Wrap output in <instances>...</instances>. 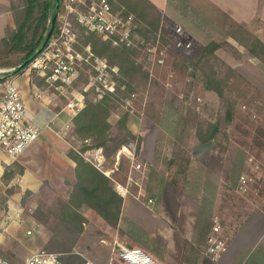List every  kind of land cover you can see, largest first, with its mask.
<instances>
[{
    "label": "rangeland",
    "instance_id": "1",
    "mask_svg": "<svg viewBox=\"0 0 264 264\" xmlns=\"http://www.w3.org/2000/svg\"><path fill=\"white\" fill-rule=\"evenodd\" d=\"M161 1L160 7L156 6L160 10V26L166 31L165 36H170L163 48L168 67L156 65L153 54L147 49L137 53L136 60L149 71V77L145 85L135 84L133 92L136 98L134 107L129 112L121 105L128 94H117V89L122 87L123 78L119 71V75L115 77V95L119 100L111 102L112 112L109 117L111 133L116 135L120 132L118 120L127 113L128 128L140 138L141 145L139 153L135 154V161L143 169L146 164L141 153L148 148L151 150L154 147V159L159 162L165 160L166 164L179 154L187 153V161H182L183 164L175 169V184L191 195L216 199L220 208L215 217L223 228L221 233L230 234L249 209L264 208V164H261L264 163V147L261 139H258L263 136L260 130L262 124L259 122L264 123V59L253 56L230 36V31L236 32L232 25L234 21L264 42V8H260V12L255 14V9L259 8H237L236 0H225L234 8H223L221 0ZM71 22L79 32L77 48L83 51L90 46L80 42L83 27L73 17ZM178 26L182 27V32L192 41L188 50L175 49L173 46L172 34ZM84 30L86 34L89 33L85 28ZM213 41L220 46L215 50L211 64L219 77L225 81L227 79L226 97L245 104L235 108V119L230 123L224 122L220 97L204 88V78L199 77L197 68L195 71L194 67L190 68L196 61L194 54ZM92 75L91 66L85 64L73 87L84 93L85 100L96 102L95 87L85 91ZM39 86L46 88L47 97H55L64 107L66 100L53 88H48L46 83ZM220 119L222 129L218 138L200 143L196 138L198 123L202 120L215 122ZM72 133L73 126L70 124L64 132L70 144L69 150L73 145L80 147L79 143L71 141ZM256 154L260 156L258 162L254 156ZM119 156L127 159L129 166L128 172H122L117 180L125 179L127 182L131 161L123 154ZM14 165V171L5 168L4 177H0V216L15 212L14 221L6 234L5 250L2 252L23 254L30 246L34 250L45 249L50 232L46 226L35 221L33 214L39 205L57 207L61 199L68 198L72 187L55 188L47 179L40 180L33 189L24 187L20 181L24 169L18 164ZM103 166L111 170L105 156ZM141 174V171H136L132 176L137 178ZM241 176L250 179L251 189L247 192H251L248 195L247 192L240 191ZM132 192L135 193L136 190L133 189ZM41 229L42 233L36 231ZM28 231L31 233L28 234ZM46 234L49 237L46 238Z\"/></svg>",
    "mask_w": 264,
    "mask_h": 264
},
{
    "label": "crops",
    "instance_id": "2",
    "mask_svg": "<svg viewBox=\"0 0 264 264\" xmlns=\"http://www.w3.org/2000/svg\"><path fill=\"white\" fill-rule=\"evenodd\" d=\"M20 1L0 0V37L15 28L12 7ZM151 1L158 7L162 4L161 0ZM236 1L237 8H259L255 14L264 8V0ZM221 5L234 8L225 0ZM12 77L17 78L22 89L28 118L42 129L39 138L17 160L0 150V177H4L5 168L14 171V164H18L24 169L20 180L24 187L33 189L40 180L47 179L55 188L71 189L76 181V163L68 156L70 144L64 132L67 126H73V118L55 97H38L42 88L30 71L24 69ZM154 153V147L141 153L146 164L142 174L145 196L139 199L136 192L122 196L116 227L83 209L86 221L80 239L72 253L60 256L59 264H127L114 253L115 242L142 248L162 264H264V212L249 209L230 234L221 233L227 240V250L218 259L210 258L206 248L220 204L212 197L191 195L177 186L167 175L165 160H155ZM111 185L117 192L116 182ZM148 198H153L154 203L147 204ZM34 249L30 246L23 254L7 255L13 262H21Z\"/></svg>",
    "mask_w": 264,
    "mask_h": 264
},
{
    "label": "trees",
    "instance_id": "3",
    "mask_svg": "<svg viewBox=\"0 0 264 264\" xmlns=\"http://www.w3.org/2000/svg\"><path fill=\"white\" fill-rule=\"evenodd\" d=\"M62 3L63 0H21L17 6L13 5L15 28L8 29L6 35L0 37V68L7 70L4 73L5 78L22 72L27 67H23L25 61L37 55L50 28L52 14L55 10L61 13ZM110 3L114 10L119 9L124 15L133 16L135 32L138 35L137 45L133 47L114 46L110 40H104L96 33L86 34L84 28H81L82 33L79 39L84 45L90 44L94 54L106 58L112 66L119 68L123 76L121 86L124 87H119L117 94L126 96L134 93L135 84L145 85L149 77V71L143 68V64L137 62L135 57L137 53L148 50L155 44L159 28L163 31L160 35L159 49L164 48L167 44V37L170 36H165L167 33L160 26V10L151 0H110ZM232 25L235 26L236 32L230 31V36L253 56L264 59V42L240 24L232 21ZM57 26L56 22L54 31ZM219 46L215 41L210 42L199 53L194 54L196 61L194 65L189 66L191 69L194 67L193 71L195 68L198 69L199 77L204 78V88L215 92L220 97L224 122L230 123L235 119V108L245 104L226 97L227 79L225 81L219 77L215 67L211 64V58L214 57V52ZM164 58V64L156 65L167 68V57L164 56ZM31 76L33 80H39V85L45 84L43 78L36 77L34 73H31ZM138 80L143 82H137ZM117 94L107 93L96 102L86 99L84 107L73 117L71 141L79 143L80 147L73 145L68 151V156L76 163V181L71 184L72 189L68 198L61 199L57 207L39 205L33 214L35 221L46 226L50 232V238L45 245L47 251L61 255L73 252L83 232L86 221L84 212L87 210L98 214L112 227L118 224L123 197L115 191L111 182L125 183V179L124 181L117 179L125 170L128 172L129 166V161L122 156L118 157V153L122 146L134 144L137 155L141 144L140 138L126 124L127 113L118 120L120 132L116 135L111 133L112 124L109 121L112 112L111 102L119 100ZM259 124H262L260 130L263 136L258 139L259 141L261 139L264 147V123L259 122ZM221 129V119L215 122L202 120L198 123L196 138L200 143L215 141ZM99 147L103 149L104 156L111 167L110 176L105 175L82 156L86 150ZM254 156L258 162L260 156L258 154ZM188 157L187 153H183L166 161L167 175L172 181L177 182L174 176L175 169L187 161ZM261 164L264 163L261 162ZM254 176L256 177V174ZM250 192H247V195ZM260 210L264 212V208ZM1 255L12 261L2 251Z\"/></svg>",
    "mask_w": 264,
    "mask_h": 264
},
{
    "label": "built area",
    "instance_id": "4",
    "mask_svg": "<svg viewBox=\"0 0 264 264\" xmlns=\"http://www.w3.org/2000/svg\"><path fill=\"white\" fill-rule=\"evenodd\" d=\"M61 13L57 16V29L51 35L43 50L34 56L25 68L37 77L43 78L48 88H53L60 97L66 100L63 107L73 118L83 107L85 95L74 89L80 69L86 64L93 70L91 81L85 91L95 87L96 99L100 100L107 93H116V79L119 68L112 66L106 58L94 54L87 46L80 51L77 48L79 32L71 22L75 21L89 32L100 35L104 40H110L114 46L133 47L137 45L138 35L132 15H124L122 10H114L110 0H63ZM159 29L155 44L148 49L153 54L156 64H164L165 50L159 49ZM175 49L188 50L192 41L182 32V27L175 28L173 34ZM7 70L0 68V150L12 160H17L26 149L36 141L41 134V127L28 118L26 104L22 97V89L16 77H4ZM47 94L42 88L38 97L43 99ZM135 93L123 99V106L127 110L134 107ZM245 107V106H244ZM127 156L131 161V169L126 184L116 182V190L121 196L133 193L141 199L145 196L143 186V168L135 161L136 147L134 144L122 146L119 155ZM86 161L92 163L105 175L110 176L112 170L103 166L104 156L102 148L87 150L83 154ZM140 172L141 176L133 178L132 173ZM240 191L251 189L250 179L241 176ZM154 199L148 198L147 204H153ZM14 213L8 212L0 216V264H59L60 253L39 248L31 251L21 262L7 260L1 255L4 249L6 234L14 221ZM31 231H28L30 234ZM228 247L227 240L221 234V227L215 219L213 233L208 239L206 253L212 259H218ZM114 253L127 264H162L150 253L139 247H129L123 242H115Z\"/></svg>",
    "mask_w": 264,
    "mask_h": 264
},
{
    "label": "water",
    "instance_id": "5",
    "mask_svg": "<svg viewBox=\"0 0 264 264\" xmlns=\"http://www.w3.org/2000/svg\"><path fill=\"white\" fill-rule=\"evenodd\" d=\"M57 16H58V11L55 10L52 14V17H51V25H50V28H49L48 33L46 35V38L44 39L41 47L38 49L37 54H39L43 50V48L45 47V45L49 41L51 35L53 34L55 26H56ZM33 58H34V56H32L28 60H26L25 63L23 64V67L27 66L32 61Z\"/></svg>",
    "mask_w": 264,
    "mask_h": 264
}]
</instances>
